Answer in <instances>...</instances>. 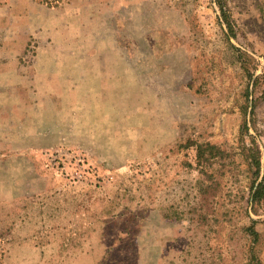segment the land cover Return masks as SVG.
Segmentation results:
<instances>
[{
	"label": "rangeland",
	"instance_id": "374dc122",
	"mask_svg": "<svg viewBox=\"0 0 264 264\" xmlns=\"http://www.w3.org/2000/svg\"><path fill=\"white\" fill-rule=\"evenodd\" d=\"M222 1L0 0V264H264V0Z\"/></svg>",
	"mask_w": 264,
	"mask_h": 264
},
{
	"label": "trees",
	"instance_id": "16d2710c",
	"mask_svg": "<svg viewBox=\"0 0 264 264\" xmlns=\"http://www.w3.org/2000/svg\"><path fill=\"white\" fill-rule=\"evenodd\" d=\"M43 4H46L48 6L51 7H57L58 5L61 4L62 0H40ZM217 3L220 7V10L222 12V16L224 19V22L226 23V25L228 26L230 32L232 33V35L235 37V34L233 33V28H232V21H231V17L228 16L227 11L225 10V5L223 4L222 0H217ZM207 148L210 149V151H215L216 148L208 146ZM206 148V150H207ZM202 148H199L200 151V158L204 157L203 153L201 151ZM260 151L257 147H255V149H252V156H250L251 159V165L253 167H255L256 172L255 175L259 176L260 174V163H261V159H260ZM251 204L257 205V204H264V179L258 183V185H256V183L253 185L252 189H251ZM249 231V235L254 237L255 240H257V238L259 237L258 233L255 231L254 226H251L248 228ZM106 264V263H103Z\"/></svg>",
	"mask_w": 264,
	"mask_h": 264
}]
</instances>
